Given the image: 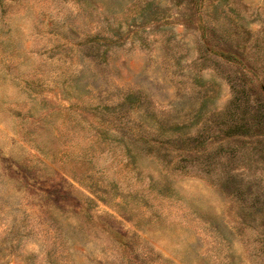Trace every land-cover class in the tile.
Masks as SVG:
<instances>
[{"label":"rangeland","instance_id":"obj_1","mask_svg":"<svg viewBox=\"0 0 264 264\" xmlns=\"http://www.w3.org/2000/svg\"><path fill=\"white\" fill-rule=\"evenodd\" d=\"M264 0H0V264H264Z\"/></svg>","mask_w":264,"mask_h":264},{"label":"trees","instance_id":"obj_2","mask_svg":"<svg viewBox=\"0 0 264 264\" xmlns=\"http://www.w3.org/2000/svg\"><path fill=\"white\" fill-rule=\"evenodd\" d=\"M262 91L264 92V88H262Z\"/></svg>","mask_w":264,"mask_h":264}]
</instances>
